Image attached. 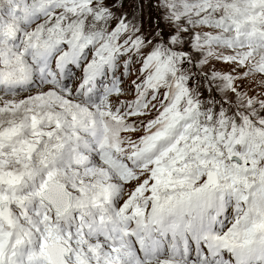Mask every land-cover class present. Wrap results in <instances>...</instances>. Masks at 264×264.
<instances>
[{
	"label": "snow or ice",
	"instance_id": "snow-or-ice-1",
	"mask_svg": "<svg viewBox=\"0 0 264 264\" xmlns=\"http://www.w3.org/2000/svg\"><path fill=\"white\" fill-rule=\"evenodd\" d=\"M0 264H264V0H0Z\"/></svg>",
	"mask_w": 264,
	"mask_h": 264
}]
</instances>
